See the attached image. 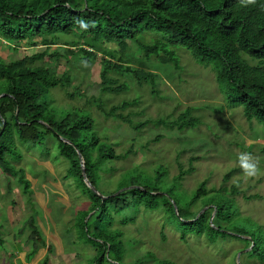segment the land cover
Returning <instances> with one entry per match:
<instances>
[{
	"label": "trees",
	"instance_id": "obj_1",
	"mask_svg": "<svg viewBox=\"0 0 264 264\" xmlns=\"http://www.w3.org/2000/svg\"><path fill=\"white\" fill-rule=\"evenodd\" d=\"M0 38L15 49L22 42L45 46L42 51L25 52L10 61L0 56V94H4L0 96V169L8 178L17 176L22 192L33 206L30 181L24 169L12 164L8 156L20 159L19 142L41 144L47 136L56 140L57 153L68 161L66 177L82 186L83 194L90 200L89 208L79 211L77 228L96 250L94 264L104 259L124 264V231L111 226L114 222L119 226L126 224L122 215L120 219L116 216L127 209L133 214L140 209L163 212L168 223L164 225L172 223L181 240L188 234L204 236L209 242L237 238L241 249H247L251 262L257 257L264 263V230L251 218L240 216L233 197L239 190L223 183L230 171L216 189L208 188L206 180L187 189L182 182L195 169L190 156L187 168L175 161L177 173L173 175L160 163L150 172L133 167L125 171L115 190L132 187L112 195L113 191L103 193L94 182L95 173L105 171L106 162L127 159L133 150L130 147L116 152L111 142L97 134L90 111L59 108L52 104L50 96L55 88L68 92L71 77L67 69L60 70L58 65L72 55L71 46H79L81 59L99 61V91L110 95L130 89L127 77L138 87L147 86L151 95H158L161 74L154 68L160 65L172 69L178 78L182 70L179 49H183L213 72L223 98V104L216 109L240 106L246 121L264 126V0L253 4L242 0H0ZM60 40L68 46H60ZM93 101L103 115L133 129L151 121L134 122L130 112H124L138 104V97L108 108L101 100ZM194 109L187 107L174 120L160 118L154 124L179 130L195 127L199 120ZM76 150L84 160L88 180L106 198L98 197L83 182ZM24 224L29 229L25 240L31 242L26 261L41 245L47 247L48 254L40 264H49L52 246L44 243L34 214ZM134 244L132 240L127 246L133 250ZM142 256L155 260V264H176L150 251Z\"/></svg>",
	"mask_w": 264,
	"mask_h": 264
},
{
	"label": "rangeland",
	"instance_id": "obj_2",
	"mask_svg": "<svg viewBox=\"0 0 264 264\" xmlns=\"http://www.w3.org/2000/svg\"><path fill=\"white\" fill-rule=\"evenodd\" d=\"M64 38L69 39V36H61V39ZM58 42L60 46H68L62 40ZM28 44L22 42L15 49L11 43L0 38V56L10 61L20 58L25 52H39L45 48L43 44L34 47ZM109 46L113 47V44ZM71 48L74 52L69 59L62 60L58 65L60 70L67 69L71 77L68 92L60 88L52 89V104L63 109H87L94 119L97 134L111 142L116 152L130 147L133 150L127 159L106 162L103 168L107 169L95 173L94 182L100 191H113L116 194L130 188L129 185L115 190L124 179L125 171L133 167L150 172L160 163L167 167L169 175L176 174L175 161L187 168L192 156L195 169L185 175L183 186L193 189L198 182L206 180L208 188L216 189L222 184L225 173L230 171V176L223 183L228 187L235 185L239 190L240 193L233 197L240 216L251 218L264 230V174L245 179L237 160L239 153L251 152L259 159L260 168L264 170V126L256 121H246L240 113V106L231 110L225 107L216 109L223 104V98L210 67H202L185 50L179 49L182 70L178 78L172 69L160 65L154 68L161 74L158 95H151L147 86L138 87L129 77L124 78L130 85L128 91L110 95L99 91L102 68L99 61L87 62L80 58L79 46ZM135 97L139 99L138 104L124 112L129 111L134 122L151 120L140 129L106 117L93 101L101 100L103 106L108 108ZM187 107L195 108L194 115L199 120L195 127L179 130L154 124L160 118L174 120ZM158 135L160 137L156 139ZM44 140L35 145L19 142L20 159L13 160L8 156L12 164L24 169L33 190V206L22 192L17 176L8 178L0 169V264H18L19 261L23 264H40L48 254L47 247L39 245L32 258L26 261L31 242L25 240L29 229L24 223L32 214L44 243L52 246L49 264H94L96 250L85 241L77 228L79 211L87 210L90 200L83 194L82 186L66 177L68 161L57 153L56 140L50 136ZM254 194L258 196L250 199L244 197ZM120 215L126 219V224L119 226L114 222L111 229L124 231V264H141V260L142 264H155V260L142 256L147 251L176 264L262 263L257 257L251 262L246 256L247 249H241L242 244L237 238L209 242L204 236L188 234L181 240L172 223L164 225L168 223L161 211L144 212L140 209L133 214L127 209L116 217L120 219ZM23 225L25 228L19 232ZM132 240H135L133 250L127 246ZM100 264H113V259L101 260Z\"/></svg>",
	"mask_w": 264,
	"mask_h": 264
},
{
	"label": "clouds",
	"instance_id": "obj_3",
	"mask_svg": "<svg viewBox=\"0 0 264 264\" xmlns=\"http://www.w3.org/2000/svg\"><path fill=\"white\" fill-rule=\"evenodd\" d=\"M244 4H253L255 0H242ZM239 167L245 179H254L264 174L260 168V161L251 152H241L237 156Z\"/></svg>",
	"mask_w": 264,
	"mask_h": 264
},
{
	"label": "water",
	"instance_id": "obj_4",
	"mask_svg": "<svg viewBox=\"0 0 264 264\" xmlns=\"http://www.w3.org/2000/svg\"><path fill=\"white\" fill-rule=\"evenodd\" d=\"M2 95H4L3 93L2 94H0V96H2ZM61 139L63 140V141H66V142H70L69 140H67L66 138H62L61 137ZM76 152H77V155H78V157H79V162H80V169H81V175H82V179H83V182L85 183V185L92 191V192H94L98 197H100L101 199H104V198H106L107 197V195H104V194H102L89 180H88V178H87V176H86V173H85V167H84V160H83V158H82V156H81V154H80V152L78 151V150H76ZM132 187V186H131ZM123 190V189H122ZM117 193V192H116ZM113 194V193H112ZM111 194V195H112ZM174 206V211L177 213V209H176V207H175V205H173ZM202 211V210H201ZM201 211H199L198 212V214L196 215V217L199 215V213L201 212ZM212 213H214V212H212ZM211 219H212V215H211V217H210V221H211Z\"/></svg>",
	"mask_w": 264,
	"mask_h": 264
},
{
	"label": "crops",
	"instance_id": "obj_5",
	"mask_svg": "<svg viewBox=\"0 0 264 264\" xmlns=\"http://www.w3.org/2000/svg\"><path fill=\"white\" fill-rule=\"evenodd\" d=\"M47 244V243H46ZM47 245H50V244H47ZM32 261V260H31Z\"/></svg>",
	"mask_w": 264,
	"mask_h": 264
}]
</instances>
